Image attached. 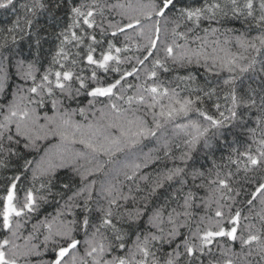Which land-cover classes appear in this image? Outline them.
<instances>
[{
	"label": "snow or ice",
	"instance_id": "obj_1",
	"mask_svg": "<svg viewBox=\"0 0 264 264\" xmlns=\"http://www.w3.org/2000/svg\"><path fill=\"white\" fill-rule=\"evenodd\" d=\"M0 10V264H264V0Z\"/></svg>",
	"mask_w": 264,
	"mask_h": 264
},
{
	"label": "trees",
	"instance_id": "obj_2",
	"mask_svg": "<svg viewBox=\"0 0 264 264\" xmlns=\"http://www.w3.org/2000/svg\"><path fill=\"white\" fill-rule=\"evenodd\" d=\"M11 18H12V16L10 13H7V12L0 10V26L7 24ZM225 27H235V28L239 29V28H241V24L239 21H233V22L226 23ZM179 72H180V74H187L188 72H191L192 75L196 76L201 82L206 78V74L204 73V70L198 69L195 66H190L187 69H181V70H179ZM171 75H175V73H173ZM11 83L13 86L15 85L14 80ZM48 114L51 115V112H49ZM41 115H43V113H41ZM77 119H79V117H77ZM47 211L51 212V211H53V209L48 208Z\"/></svg>",
	"mask_w": 264,
	"mask_h": 264
}]
</instances>
